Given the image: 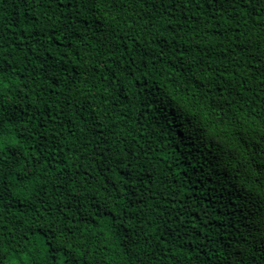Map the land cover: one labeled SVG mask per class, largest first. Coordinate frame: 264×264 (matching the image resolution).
<instances>
[{"label":"trees","instance_id":"16d2710c","mask_svg":"<svg viewBox=\"0 0 264 264\" xmlns=\"http://www.w3.org/2000/svg\"><path fill=\"white\" fill-rule=\"evenodd\" d=\"M138 8L77 5L64 17L55 5L41 13L0 0L3 102L16 117L6 136L24 143L23 159L2 155L0 264H60V245L73 246L74 264H156L124 243L155 247L160 232L180 264H215L242 240L264 264V152L247 144L264 130V29L227 6L186 4L149 33ZM169 19L174 31L162 28ZM56 23L59 40H48ZM100 152L123 161L131 187L106 171L119 191H105ZM25 169L21 184L14 174Z\"/></svg>","mask_w":264,"mask_h":264},{"label":"snow or ice","instance_id":"6c2138e0","mask_svg":"<svg viewBox=\"0 0 264 264\" xmlns=\"http://www.w3.org/2000/svg\"><path fill=\"white\" fill-rule=\"evenodd\" d=\"M19 3L25 5V10L29 7H36L41 9V13L48 12L53 8V5H55L57 8L62 9L61 15L64 17L68 16V8L76 7L77 5L83 7L87 6L88 11L90 13H94L98 6L103 5H114L116 3H120L121 5H139L138 9H135L136 13V19H138L140 23V28L144 29L147 28L149 30V33H151V30L153 28V25L156 23H160V18L162 15H167L171 18L172 13L177 9L178 6L186 5V4H192V5H199V4H207L209 8H211L213 5L219 6L221 9H224L225 6H227L228 9H231L233 12V15L235 16L237 12L242 13L247 16H253L256 17L259 21V25L261 29H264V0H19ZM57 21L60 20V17L58 16ZM0 21H2V17H0ZM82 23H87V20L84 19L81 21ZM227 22V21H226ZM21 23H27V21H22ZM175 23H179V21H175ZM173 24L172 19L167 20L162 24V28L165 30H168L171 28ZM59 23L49 25L47 30H49L50 34L47 37L48 40L57 39L59 40V37L53 35L55 31H58L59 29ZM15 27V26H13ZM32 27L30 26L28 31L29 35H35V33L32 32ZM65 28H67V24L64 25ZM213 27H215L213 25ZM2 22H0V49H3L5 47V36L4 33L7 31ZM171 30L174 31V28H171ZM160 35H163V32L160 33ZM262 39H264V36H262ZM66 43H70V41L65 38ZM62 48H64L63 45H61ZM68 50V49H65ZM70 51V50H68ZM160 52H163V48H160ZM75 54V53H73ZM147 55V53H145ZM6 62L3 59V55L0 54V176L3 175L2 172V165L4 161L2 160V155L5 151H8L11 153V158L13 162L17 159H23L24 156H22L16 149L17 146L23 147L24 143H22V138H18L17 136H12L11 139H9L6 136V131L10 127H16V125L13 124V121L16 119V117L11 113L6 111V106L3 102V97L5 95V90L8 87V85L5 83V71H6ZM10 67V65H9ZM203 70V69H202ZM13 75V73H9V76ZM215 75V73H213ZM199 87H203L202 85H198ZM219 94V93H218ZM218 107H223V103L218 105ZM33 130H35V126H33ZM31 136L29 134V137L27 139H30ZM46 139V137L44 138ZM241 143H244V141H241ZM248 147H251L255 151L251 153L252 155H255L259 152H264V130H262V134L259 136L258 140H256L255 143L251 142V139L247 142ZM43 151V150H41ZM27 155L26 153L24 154ZM97 158H94V167L97 172V175L101 177V186L107 190L109 186L114 191H119V189L116 188V183L111 182V177L106 176V171L111 173L115 170L117 173L116 179L121 183L122 186L125 188L131 187V181L128 179L127 176L124 174L119 173V165L123 161H112L111 164H109L105 158H103V152L96 154ZM16 179L22 184L24 181L28 179L29 176L32 175V172L25 169L23 172L18 170L15 174ZM85 175H89L88 173H85ZM92 179H95L92 177ZM2 183V181H0ZM7 189L6 186L3 188H0V200L3 199V195L6 193ZM134 195V193L130 194ZM128 197H117L118 200L121 199H127ZM135 203V202H134ZM125 209H121L120 214L113 215L111 217V223L110 226L113 228H120L122 224L121 216L124 214ZM153 232L158 231V229H152ZM169 239L165 240V233L160 232L157 236V244L155 247H153L152 243H148L146 247L144 248H137V245L140 243L139 240H132V239H126L124 243V248L126 251L130 252L131 255H136L137 253L143 251L146 255H152V259L156 261V264H168L169 261H172L173 264H180L178 260H174L175 254L172 253V248L167 247L169 243H172L171 234H168ZM54 238V237H53ZM248 242L247 241H238L237 247H233L231 242H228L227 245L224 247L223 250V258L217 257L215 264H249V262H252V264H255V253L253 251H245L247 247ZM73 246H69V248H64L62 245L57 246L53 249V251L59 253L61 255V261L60 264H74L76 260V256L73 255V252L69 249ZM154 253V254H153ZM168 253H172V255H168ZM3 249L0 248V262L3 260ZM79 255H83V253H79ZM159 255L162 257V259L157 260L156 257ZM54 259V257H51ZM131 259V257H130ZM262 260H264V255L261 257ZM124 264H129V260H125ZM132 264H140L139 260L132 261ZM144 264H147V261L144 262Z\"/></svg>","mask_w":264,"mask_h":264}]
</instances>
